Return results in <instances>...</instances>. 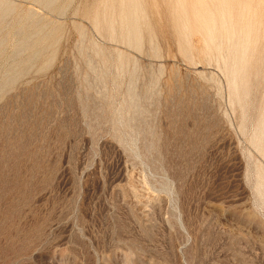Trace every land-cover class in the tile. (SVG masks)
<instances>
[{
    "label": "rangeland",
    "instance_id": "obj_1",
    "mask_svg": "<svg viewBox=\"0 0 264 264\" xmlns=\"http://www.w3.org/2000/svg\"><path fill=\"white\" fill-rule=\"evenodd\" d=\"M0 264H264V0H0Z\"/></svg>",
    "mask_w": 264,
    "mask_h": 264
},
{
    "label": "bare ground",
    "instance_id": "obj_2",
    "mask_svg": "<svg viewBox=\"0 0 264 264\" xmlns=\"http://www.w3.org/2000/svg\"><path fill=\"white\" fill-rule=\"evenodd\" d=\"M217 48H218V46H217Z\"/></svg>",
    "mask_w": 264,
    "mask_h": 264
}]
</instances>
